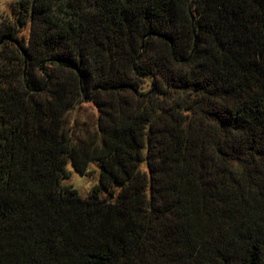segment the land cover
Masks as SVG:
<instances>
[{
  "label": "trees",
  "instance_id": "obj_1",
  "mask_svg": "<svg viewBox=\"0 0 264 264\" xmlns=\"http://www.w3.org/2000/svg\"><path fill=\"white\" fill-rule=\"evenodd\" d=\"M92 160L86 197L62 184ZM0 264H264V0H17Z\"/></svg>",
  "mask_w": 264,
  "mask_h": 264
},
{
  "label": "rangeland",
  "instance_id": "obj_2",
  "mask_svg": "<svg viewBox=\"0 0 264 264\" xmlns=\"http://www.w3.org/2000/svg\"><path fill=\"white\" fill-rule=\"evenodd\" d=\"M16 1L17 0H0V21L6 16L13 17V4ZM29 34V26L25 27L20 32V35L25 37L26 41L29 37ZM68 117L70 125H72V127H74L78 133H88L96 128L98 109L91 101L86 100L75 105L70 111ZM66 168L69 171V175L62 178V184L73 186L83 197H86L92 187L99 182L100 167L96 160H92L90 162L88 172L86 174L79 173L74 168L71 161L66 164ZM119 189L120 185H117L116 191L118 192Z\"/></svg>",
  "mask_w": 264,
  "mask_h": 264
}]
</instances>
